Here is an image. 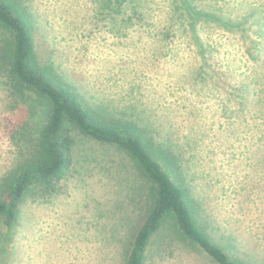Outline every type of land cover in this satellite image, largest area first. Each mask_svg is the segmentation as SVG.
Instances as JSON below:
<instances>
[{
    "label": "rangeland",
    "instance_id": "374dc122",
    "mask_svg": "<svg viewBox=\"0 0 264 264\" xmlns=\"http://www.w3.org/2000/svg\"><path fill=\"white\" fill-rule=\"evenodd\" d=\"M17 1L39 60L86 106L146 129L175 157L203 231L231 259L264 264V0ZM5 81L0 72V180L20 124ZM43 120L26 123L29 137ZM72 135L58 190L27 194L11 227L0 220V264H124L152 183L115 145ZM145 264L217 263L168 218Z\"/></svg>",
    "mask_w": 264,
    "mask_h": 264
},
{
    "label": "trees",
    "instance_id": "16d2710c",
    "mask_svg": "<svg viewBox=\"0 0 264 264\" xmlns=\"http://www.w3.org/2000/svg\"><path fill=\"white\" fill-rule=\"evenodd\" d=\"M34 37L33 22L18 1L0 0V72L16 110L13 115L20 119L19 125L9 128L18 158L0 180V220L11 227L19 221L27 194L48 197L58 190L59 181L73 165L72 132L76 130L126 152L152 183L151 204L124 264H145L148 244L168 218L179 236L198 245L217 264H243L231 259L198 225L197 204L180 179L175 157L156 148L146 129L109 119L86 106L51 64L39 60ZM41 116L38 133L29 137L26 123L39 121Z\"/></svg>",
    "mask_w": 264,
    "mask_h": 264
}]
</instances>
